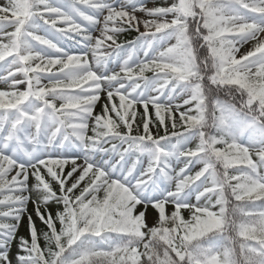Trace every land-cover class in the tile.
<instances>
[{
	"label": "snow or ice",
	"instance_id": "6c2138e0",
	"mask_svg": "<svg viewBox=\"0 0 264 264\" xmlns=\"http://www.w3.org/2000/svg\"><path fill=\"white\" fill-rule=\"evenodd\" d=\"M0 85V264H264V0H6Z\"/></svg>",
	"mask_w": 264,
	"mask_h": 264
},
{
	"label": "rangeland",
	"instance_id": "374dc122",
	"mask_svg": "<svg viewBox=\"0 0 264 264\" xmlns=\"http://www.w3.org/2000/svg\"><path fill=\"white\" fill-rule=\"evenodd\" d=\"M169 2H171V0H169ZM4 3H6V0H0V4H4ZM149 6H152V0H149ZM140 15H142V14H140ZM141 30L143 31V28H141ZM243 50L244 49H242V51ZM149 75H150V73H149ZM0 87H2V85H0ZM104 99L105 98L102 95V98H101V102L100 103H103L104 102ZM96 111L97 112L100 111L99 104H98V106L96 108ZM29 209H30V211L33 210L31 204L29 205ZM155 215H156V211L154 209H152V208H149V210L147 212V217H148V221H149L150 224L152 223L153 217H155ZM184 215L187 216V213H184ZM37 223H38V226H39V222H37ZM26 233H27V221L25 219V221H23L22 224H21V227L19 229V234L20 235H26ZM13 252H15V248H13Z\"/></svg>",
	"mask_w": 264,
	"mask_h": 264
},
{
	"label": "trees",
	"instance_id": "16d2710c",
	"mask_svg": "<svg viewBox=\"0 0 264 264\" xmlns=\"http://www.w3.org/2000/svg\"><path fill=\"white\" fill-rule=\"evenodd\" d=\"M136 33L135 32H131V33H128V34H125L123 36H121V40H124V39H128L130 40L131 38L135 37ZM2 210V209H0Z\"/></svg>",
	"mask_w": 264,
	"mask_h": 264
}]
</instances>
